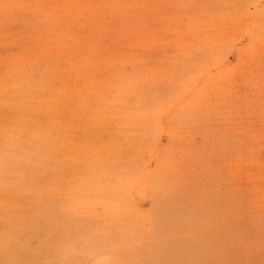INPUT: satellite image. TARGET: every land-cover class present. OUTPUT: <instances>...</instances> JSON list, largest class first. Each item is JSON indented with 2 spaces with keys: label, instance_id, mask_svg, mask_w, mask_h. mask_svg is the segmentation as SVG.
<instances>
[{
  "label": "rangeland",
  "instance_id": "rangeland-1",
  "mask_svg": "<svg viewBox=\"0 0 264 264\" xmlns=\"http://www.w3.org/2000/svg\"><path fill=\"white\" fill-rule=\"evenodd\" d=\"M0 264H264V0H0Z\"/></svg>",
  "mask_w": 264,
  "mask_h": 264
},
{
  "label": "bare ground",
  "instance_id": "bare-ground-1",
  "mask_svg": "<svg viewBox=\"0 0 264 264\" xmlns=\"http://www.w3.org/2000/svg\"><path fill=\"white\" fill-rule=\"evenodd\" d=\"M47 87V86H46ZM107 125V124H106Z\"/></svg>",
  "mask_w": 264,
  "mask_h": 264
}]
</instances>
